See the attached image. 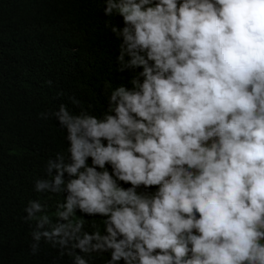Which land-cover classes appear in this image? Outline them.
<instances>
[{"label": "clouds", "instance_id": "1", "mask_svg": "<svg viewBox=\"0 0 264 264\" xmlns=\"http://www.w3.org/2000/svg\"><path fill=\"white\" fill-rule=\"evenodd\" d=\"M90 2L125 82H105L99 115L74 96L79 112L40 113L69 147L35 179L26 249L73 264H264V0Z\"/></svg>", "mask_w": 264, "mask_h": 264}, {"label": "trees", "instance_id": "2", "mask_svg": "<svg viewBox=\"0 0 264 264\" xmlns=\"http://www.w3.org/2000/svg\"><path fill=\"white\" fill-rule=\"evenodd\" d=\"M105 19L90 0H0V264H73L60 250L26 249L35 222L23 219V209L37 198L34 182L48 159L69 147L66 129L40 113L61 103L79 112L74 96L99 115L107 107L105 82H125L114 71L118 42ZM47 202L54 211L55 198Z\"/></svg>", "mask_w": 264, "mask_h": 264}]
</instances>
